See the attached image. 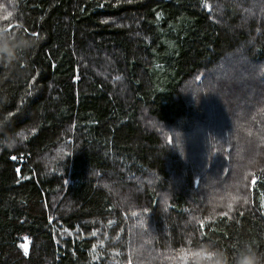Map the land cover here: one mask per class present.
Wrapping results in <instances>:
<instances>
[{"label":"trees","instance_id":"16d2710c","mask_svg":"<svg viewBox=\"0 0 264 264\" xmlns=\"http://www.w3.org/2000/svg\"><path fill=\"white\" fill-rule=\"evenodd\" d=\"M6 1L0 264H237L245 249L264 264V144L248 201L214 212L208 173L165 138L199 126L185 83L236 53L258 67L263 96L264 5L256 13L257 0Z\"/></svg>","mask_w":264,"mask_h":264},{"label":"rangeland","instance_id":"374dc122","mask_svg":"<svg viewBox=\"0 0 264 264\" xmlns=\"http://www.w3.org/2000/svg\"><path fill=\"white\" fill-rule=\"evenodd\" d=\"M249 5L256 13L264 9L261 0ZM6 14H9L7 1L0 0V21ZM258 70L246 57L236 53L229 60L192 76L183 86L182 94L195 104V112L191 111L189 119L198 120L199 126L185 134L177 131V139L172 134L165 137L171 149L184 152L181 157L186 163L208 173L203 186L214 212L231 210L249 199L251 171L260 159V147L264 144V93L259 98V85L254 78ZM229 126L230 134L224 136L222 130ZM228 146L232 149L230 153ZM203 150L210 151L211 158L205 159ZM132 184L134 190L142 191L141 182ZM132 184H122L119 188L125 186L127 192ZM138 214L143 217L142 210ZM146 221L147 218L142 219V224L149 229ZM22 247L28 251L29 239L24 238ZM100 257L98 247L94 246L91 260L97 262Z\"/></svg>","mask_w":264,"mask_h":264},{"label":"clouds","instance_id":"9594fccd","mask_svg":"<svg viewBox=\"0 0 264 264\" xmlns=\"http://www.w3.org/2000/svg\"><path fill=\"white\" fill-rule=\"evenodd\" d=\"M236 260L237 264H260L259 258L250 249L243 250Z\"/></svg>","mask_w":264,"mask_h":264},{"label":"snow or ice","instance_id":"6c2138e0","mask_svg":"<svg viewBox=\"0 0 264 264\" xmlns=\"http://www.w3.org/2000/svg\"><path fill=\"white\" fill-rule=\"evenodd\" d=\"M32 34H33V35H37L36 33H32ZM12 159L15 160L16 157L14 156V157H12ZM17 171H19V169H17ZM251 183H252L253 186H255V184L257 183L256 179L253 178L252 181H251ZM229 207H231V206H229ZM201 227H203V224H201ZM93 235H95V233H93ZM24 252H25V255L28 254V252H27V248H26V247H24Z\"/></svg>","mask_w":264,"mask_h":264},{"label":"built area","instance_id":"2783aa9c","mask_svg":"<svg viewBox=\"0 0 264 264\" xmlns=\"http://www.w3.org/2000/svg\"><path fill=\"white\" fill-rule=\"evenodd\" d=\"M12 157H14V156H12ZM16 157V156H15ZM17 169H20V167H18Z\"/></svg>","mask_w":264,"mask_h":264}]
</instances>
